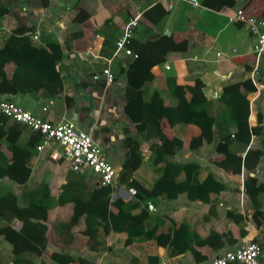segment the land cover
Here are the masks:
<instances>
[{
  "label": "crops",
  "instance_id": "0c3cea01",
  "mask_svg": "<svg viewBox=\"0 0 264 264\" xmlns=\"http://www.w3.org/2000/svg\"><path fill=\"white\" fill-rule=\"evenodd\" d=\"M44 2L45 7L42 5ZM234 2L233 7L214 11L204 6L194 8L186 0H0V12L4 14L0 15V47L17 28H33L28 36L44 54L31 61L27 71L44 74L49 81L56 78L62 81V89L57 95L43 89L21 95L9 89L0 96V100L13 102L22 110L52 124L62 121L74 123L90 134L94 143L101 148L106 162L132 155L130 147L124 144L126 138L136 136V129L125 114L124 99V72L132 57L123 52L116 53V42L122 36L125 24L138 14L140 19L134 40L146 42L166 35L176 42L186 40L188 43L186 52L169 53L163 64L152 69L154 79L147 88L150 93H160L168 113L175 105L170 88L172 79L177 85L185 87L193 86L196 79L201 80L206 100L213 102L215 107L221 93L250 79L256 91L247 96L251 108L249 127L257 125L258 113L262 115L260 135H251L249 144L244 148L233 146L235 155L216 153L218 137L222 132L217 131L214 141L206 143L202 141L200 130L195 125L183 122L170 125L168 118H163L161 129L166 138H177L182 142V147L173 150L167 160L171 163L195 162L200 166L199 182L212 174L225 188L217 195H210L208 203L188 201L184 196L173 200L158 198L148 201L147 204L151 203L155 211H148L150 219L145 232L156 225L157 239H132L127 233L111 232L106 237L99 235L101 250L96 252L89 250L88 239L82 234L85 229L84 217L70 229L69 238L63 234L64 243L55 233L54 226L68 223L72 216L73 204L59 205L57 200L63 186L75 172L70 170L64 160H50L48 149L38 152L36 146L39 141L26 162L31 171L27 183H15L8 177L0 180V194L11 192L16 196L17 213L18 209L29 203H43L49 207L46 251L41 256L25 254V260L32 264H57L51 256L63 253L78 260L74 264H85V261L94 264H149V257H156L158 264L161 260H165L166 264H194L196 257L192 252L170 255L168 249L173 228L182 224L188 227L189 236L194 235L198 241L193 245L197 258L207 261L251 241L261 247V262L264 264V218L254 217L253 207L254 203L259 204L264 216V55L256 62L252 54L255 38L250 29L228 19L242 10L245 15L260 20L264 0ZM157 4L162 5L167 15L158 24L151 25L142 15ZM34 36H37V40L33 39ZM48 41L60 45L62 58L59 63L52 60L46 49ZM106 67L114 76L110 85L100 75ZM14 69L13 63L6 62L1 67L4 78L10 79ZM95 76H99L98 79H94ZM5 129L0 128V151L10 161L12 155L6 148ZM34 135L25 128L18 146L25 147ZM152 142L138 140L139 151L135 154L141 157L135 155L131 176L148 189L160 175L153 170L148 151ZM249 150L259 159V164L252 170H245L243 159ZM225 157L228 160L240 159V166L229 171L223 170L217 163ZM252 163L249 162V165L252 166ZM118 171L121 173V166ZM75 174L84 176V180L79 182L82 189L99 186L98 178L91 172ZM119 175L113 185L115 191L111 200L119 198L129 203L135 195L129 192L131 188L126 183L119 181ZM247 178L253 179L258 186L262 185L263 190L253 201L249 200L244 187ZM164 185L173 187L174 182L167 180ZM111 210L116 212L113 207ZM228 212L241 216V223L236 224L228 218ZM2 224L0 221V226ZM14 226L17 227L18 223H14ZM211 232L220 236L213 240V247L204 242ZM0 264H14L11 246L2 237Z\"/></svg>",
  "mask_w": 264,
  "mask_h": 264
},
{
  "label": "trees",
  "instance_id": "16d2710c",
  "mask_svg": "<svg viewBox=\"0 0 264 264\" xmlns=\"http://www.w3.org/2000/svg\"><path fill=\"white\" fill-rule=\"evenodd\" d=\"M202 6L220 11L224 7H233L234 0H201ZM45 7V2L42 3ZM6 14V12L4 11ZM3 12H0L2 15ZM4 15V14H3ZM167 15V11L161 4H157L143 13V18L148 20L151 25H156ZM252 17V16H251ZM260 20L264 22V9L260 14ZM33 28H17L6 39L0 47V96L4 95L9 89H13L21 95L31 94L38 89H43L50 94L57 95L62 89L60 78L49 81L44 74H36L27 71V66L38 56L43 55L40 48L35 46L28 36ZM136 58L128 63L125 74V114L128 116L136 129V136L126 138L124 144L132 150V155H128L122 166L119 177L120 182L126 183L128 188L136 191L135 198L129 203H124L117 198L112 201L111 196L115 191L114 186H87L82 189L80 181L84 176L71 174L68 182L63 186L62 193L57 203L73 204L71 219L68 223L56 224L55 233L62 238L70 237V229L80 220L85 218V229L82 232L88 239L90 251H100L102 243L98 240L99 235L106 237L111 232L127 233L132 239L141 238L146 240L157 239L156 225L145 232V226L150 219L147 210V202L158 198L167 200L176 199L184 196L188 201H198L201 203L210 202V195H217L224 190V185L208 174L202 181H198L200 166L195 162L171 163L167 157L173 154V150L182 147V142L177 138L168 140L161 129V121L168 118L170 125L176 122L192 124L199 128L200 137L206 143H212L216 132H222L218 137L216 153L219 155L232 154V147L237 145L238 149L246 147L251 135H260L262 115L258 113L257 125L250 128L248 119L250 115V103L247 99L248 94L256 91V87L250 79L244 80L237 87L230 88L221 93L217 100V107L213 102L207 101L203 89L204 84L196 79L193 86H180L172 79L170 88L175 99L172 110L166 109L163 99L159 92H149L147 88L154 79L152 69L166 61L169 53H184L187 51L188 43L186 40L176 42L171 36H157L146 42L132 40L127 46ZM46 49L52 60L59 63L62 58L60 45L56 42H46ZM11 62L15 65L13 75L10 79L4 78L1 67ZM150 93V94H149ZM189 95V97H187ZM10 119L0 115V128L5 129L4 140L7 151L11 153V163L0 151V180L8 177L10 181L25 184L30 177V169L26 162L30 157L32 148L40 141V136L36 133L27 142L25 147L18 146V140L25 128V125L11 122ZM138 140L150 142L148 151L152 158L153 170L159 173V177L154 185L148 189L140 182L134 180L133 164L135 155L139 151ZM139 163V160H136ZM253 162L252 166L249 162ZM259 164V159L253 156L252 151H247L243 159L245 170L254 169ZM217 165L225 171L232 170L240 166V159L228 160L224 158ZM73 173V172H72ZM173 181V187L164 185V181ZM244 187L250 201L259 195L263 190L262 185L250 178L244 182ZM17 198L7 192L0 194V237L7 241L11 246L14 264H32L25 260V254L41 256L47 248L46 233L48 230L47 215L49 207L45 204L29 203L21 207L19 212L15 211ZM113 207L116 212L111 210ZM254 217L264 218L259 210V204L254 203ZM135 211V212H134ZM227 217L234 223L240 224L242 217L228 212ZM98 221V225L96 224ZM18 226H14V223ZM158 224V223H157ZM220 238L216 232H211L204 240L207 245L213 247V240ZM64 243L65 239L62 238ZM194 243H198L194 235L189 236L188 227L180 225L174 227L168 244L170 255L185 253L190 251L196 257V263L205 262V258H197V253L193 248ZM51 259L57 264H74L75 258L63 254L55 253ZM149 264H158L156 257H149ZM85 264H94L85 261Z\"/></svg>",
  "mask_w": 264,
  "mask_h": 264
},
{
  "label": "built area",
  "instance_id": "2783aa9c",
  "mask_svg": "<svg viewBox=\"0 0 264 264\" xmlns=\"http://www.w3.org/2000/svg\"><path fill=\"white\" fill-rule=\"evenodd\" d=\"M194 8L202 7L201 0H186ZM171 7V6H170ZM140 14L131 18L123 28L122 36L116 42V53L123 52L126 56L136 58V55L127 47L134 38V32L138 25ZM229 22L247 26L255 38L252 45V54L256 62L264 55V22L245 15L242 10L228 17ZM37 40V36L33 37ZM220 56V54H217ZM100 75L105 83L110 85L114 76L108 67L101 70ZM95 76L94 79H98ZM0 115L11 121L25 125L32 133L40 136V142L36 146L38 152L49 150V158L52 161L64 160L69 164L71 171L84 174L91 172L98 178L99 186H113L116 184L118 172L103 157L101 148L94 143L89 133L79 129L70 121H62L57 124L42 120L32 113L22 110L15 103L0 100ZM132 195L135 189H129ZM147 210L154 212L151 203L147 204ZM262 249L251 241L245 242L240 248L225 252L220 256L198 264H262ZM160 264H166L161 260ZM197 264V263H194Z\"/></svg>",
  "mask_w": 264,
  "mask_h": 264
},
{
  "label": "rangeland",
  "instance_id": "374dc122",
  "mask_svg": "<svg viewBox=\"0 0 264 264\" xmlns=\"http://www.w3.org/2000/svg\"><path fill=\"white\" fill-rule=\"evenodd\" d=\"M127 155H128V154H127ZM127 155L124 156L121 160L119 159V160H109V161H108V163H109L110 165H112V167L118 172V174H120L119 171H118V168H119L120 166H122V164H123L125 158L127 157ZM139 157H141V155H139ZM119 177H120V175H119ZM124 189H125V191H127L126 188H124ZM3 194H4V193H3Z\"/></svg>",
  "mask_w": 264,
  "mask_h": 264
}]
</instances>
